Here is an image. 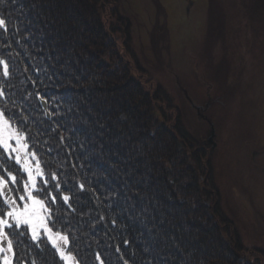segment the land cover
<instances>
[{"label":"trees","instance_id":"obj_1","mask_svg":"<svg viewBox=\"0 0 264 264\" xmlns=\"http://www.w3.org/2000/svg\"><path fill=\"white\" fill-rule=\"evenodd\" d=\"M152 5L150 36L168 18L161 0ZM0 18V113L48 177L57 197H45L48 226L77 264H264L261 246L248 249L223 212L199 140L207 124L192 128L169 91L125 56L139 17L122 0H0ZM229 71L217 84L224 95ZM9 171L26 178L0 145V175ZM8 235L12 264H66L45 235Z\"/></svg>","mask_w":264,"mask_h":264},{"label":"rangeland","instance_id":"obj_2","mask_svg":"<svg viewBox=\"0 0 264 264\" xmlns=\"http://www.w3.org/2000/svg\"><path fill=\"white\" fill-rule=\"evenodd\" d=\"M161 1L168 18L156 34L150 36L147 29L153 26L156 16L152 0H122L127 12L139 17L134 21L128 42L131 55L125 56L135 58L146 77L169 91L189 116L192 128L200 124L197 120L207 124L210 131L213 125L212 143L209 141L211 132L199 140L213 162L214 182L220 191L223 212L240 229L248 249L253 251V247L261 246L264 250V5L256 8L264 1ZM214 3L223 16L215 15ZM222 19L223 30L219 25ZM211 21L216 32H220L214 42L210 41ZM238 28L243 35L237 34ZM118 38L119 43L125 44L128 40L127 34H118ZM155 43L158 46L155 47ZM224 66L230 68L225 88L230 89L226 95L217 85L222 83ZM237 80L239 85L235 84ZM207 104L206 112L194 107ZM214 105L219 107L213 113ZM203 127L206 128L202 125L196 130L203 133ZM0 129L5 140L11 136L13 147L5 149L9 156L19 157L23 167L39 174L40 168L28 154L24 138L1 113ZM30 215L35 239L45 235L60 256L64 254L66 259H62L66 264H76L67 253V239L50 231L47 210L41 212L37 206ZM4 257L12 261V253L7 252L6 247L0 253V260Z\"/></svg>","mask_w":264,"mask_h":264},{"label":"snow or ice","instance_id":"obj_3","mask_svg":"<svg viewBox=\"0 0 264 264\" xmlns=\"http://www.w3.org/2000/svg\"><path fill=\"white\" fill-rule=\"evenodd\" d=\"M0 28L6 30L5 20L2 18H0ZM4 67L5 75H7V65ZM0 145L4 149L13 147L11 136L8 140L4 139L3 129H0ZM15 163L21 166L26 178L18 181L17 175L10 171L6 175H0V201L7 208V211L0 214V253L5 251V247L7 252H14L12 239L8 235L10 230L15 229L17 232L28 230L35 240V228L32 226L33 221L30 214L34 213L37 206L41 212L49 210L45 197L49 198L51 203H55L57 199L56 195L49 190L48 177L43 174L41 169H38L39 174L34 173L29 168L22 166L19 157H16ZM52 179L55 180L56 178L52 177ZM59 188L60 185L57 184L56 190L58 191ZM80 188L83 189V185H80ZM62 199L67 202L69 197L64 195ZM62 239L64 238L62 237ZM61 257L66 259L63 253H61ZM0 264H12V261L4 257L0 260Z\"/></svg>","mask_w":264,"mask_h":264},{"label":"water","instance_id":"obj_4","mask_svg":"<svg viewBox=\"0 0 264 264\" xmlns=\"http://www.w3.org/2000/svg\"><path fill=\"white\" fill-rule=\"evenodd\" d=\"M194 106V105H193ZM42 107H43V109L45 110V111H47V109H48V107H47V104H46V102H44V101H42ZM198 111H203V112H206L207 111V109L209 108V104H207L205 107H196V106H194ZM47 117H50V114H49V112L47 111ZM204 118V117H203ZM204 119H206V118H204ZM211 124V123H210ZM211 135H210V139H209V141H210V143H212V140H213V138H214V136H215V134H214V129H213V125L211 124Z\"/></svg>","mask_w":264,"mask_h":264},{"label":"bare ground","instance_id":"obj_5","mask_svg":"<svg viewBox=\"0 0 264 264\" xmlns=\"http://www.w3.org/2000/svg\"><path fill=\"white\" fill-rule=\"evenodd\" d=\"M75 261V260H74ZM76 262V261H75ZM77 264V263H76Z\"/></svg>","mask_w":264,"mask_h":264}]
</instances>
